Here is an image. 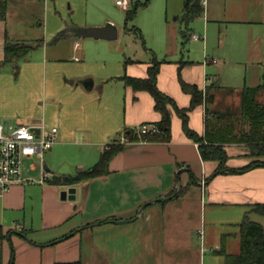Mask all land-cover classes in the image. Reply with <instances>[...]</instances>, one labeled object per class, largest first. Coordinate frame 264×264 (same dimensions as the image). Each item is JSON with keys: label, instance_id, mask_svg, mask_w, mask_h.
Wrapping results in <instances>:
<instances>
[{"label": "crops", "instance_id": "0c3cea01", "mask_svg": "<svg viewBox=\"0 0 264 264\" xmlns=\"http://www.w3.org/2000/svg\"><path fill=\"white\" fill-rule=\"evenodd\" d=\"M4 1L5 14L4 18H0V66L26 58L33 49L39 50V53L27 65L26 70L31 71L23 73L22 77L0 81V121L43 123L56 127L57 133L54 144L48 150H54V167L51 169L44 162L49 174L40 180V171V177L14 185L0 196V225L4 233L12 231L0 239V264H8L12 256L13 264H54L80 260L82 236L87 230L91 232V240L97 231L100 250L112 254L119 264L138 263L140 256L148 258L158 241L163 247L164 264H189L197 257H192L197 252L200 258L204 243L201 241L197 246L192 239V232L195 229L198 231V224L201 227L208 225L205 240L209 241L210 238L212 252L219 254L216 251L223 249L227 253H237L240 237L238 250L228 252L225 231L229 230L224 228L227 226L234 233L238 231L239 235V223L245 214L256 221L252 218L255 212L250 211V207L255 203H264V166L243 172L218 173L206 181L217 163L201 158L197 143L185 134L181 119L173 109H170L168 140H132L125 143L124 148L110 159L108 172L103 175L74 184L50 180L52 177L67 178L87 169L98 160L102 149L117 140L126 129L137 130L141 124L154 123L159 120L160 114L154 109L151 94L126 86L120 78L123 74L116 76L104 72L97 78L81 67L54 78V43H48L43 37L32 38L33 34L38 33L41 23L28 12V4L34 6L45 0H23V6L16 15V26L10 22L9 0ZM70 1L74 13L81 0ZM105 1L83 0L86 7L97 9L89 10L85 20L80 23L101 25V21H107ZM128 1V7H131L144 0ZM175 2L181 3L183 15L184 0H166L165 5L170 9ZM213 2L218 5L215 11ZM148 3L149 0L138 7L134 17L138 9L146 7ZM201 4L206 28L211 21L231 24L233 31L230 36L226 38L227 31L221 34L227 39L226 42L235 41L230 54L254 59L251 63L244 62L246 66L264 67V0H205V3L201 0ZM78 19L74 17L73 20ZM127 22L124 19V23ZM72 26L76 25L68 24L57 35L67 30L63 38H79L70 31ZM218 31H221V27H218ZM186 35L184 37L182 32L181 36L186 38ZM166 36L162 30L160 43L166 41ZM198 36V39H204ZM6 39L30 44L32 48L22 56L2 62ZM256 41L260 42L259 45H256ZM167 48H164V56L159 60L156 84L179 107H186L190 103V95L180 87L179 76L186 82L195 83L200 89L215 82L218 87L214 90L211 107L219 110L229 108L231 99L240 101L243 86L260 84L261 79L237 87L217 77L212 68L227 62L223 52L218 53L217 58H209L206 54L205 62H196L184 58L182 53L180 57L173 58L169 56L171 51ZM76 52L81 56L74 55ZM85 55L83 47L75 41L71 59L80 62ZM153 58L156 59L155 56ZM152 59H127L124 74L145 77ZM83 81L88 83L84 85ZM263 95L264 91L257 98ZM204 108V103H201L188 112V125L198 134L204 130ZM70 147L84 149L87 152L86 162L77 159L68 164H57L60 163L57 157L64 155L65 149ZM224 148L228 155V167H241L251 160L242 144H226ZM78 163H84V166L79 168L80 171L73 172L72 167H78ZM86 163H90L87 168ZM69 187L75 188V198L61 199L60 192ZM180 187H184L185 192L174 196ZM187 203L189 209H186ZM193 203L199 207H193ZM210 231L214 234L209 235ZM201 233H198L200 237ZM211 236L215 237L213 241Z\"/></svg>", "mask_w": 264, "mask_h": 264}, {"label": "rangeland", "instance_id": "374dc122", "mask_svg": "<svg viewBox=\"0 0 264 264\" xmlns=\"http://www.w3.org/2000/svg\"><path fill=\"white\" fill-rule=\"evenodd\" d=\"M135 0H130V2ZM70 0H45L41 1L40 4L30 6L28 4V12L35 17L37 21L41 23L38 33L32 35V38H44L48 40V43H54V63L52 65V72L54 78L63 76V73L69 72L73 69H79L83 67L85 71L95 77H100L104 72L107 75H122L125 73V63L127 59L151 61L153 56L157 60L163 58V52L167 50L171 51L169 56L180 57V53L183 54L184 58H190L196 62H202L205 59V55L217 58L218 53L225 54V64L214 66L212 72L217 74V77L222 78L223 82H229L231 86L241 87L245 85L256 83L260 79V83L264 81V67L256 65H244V62L251 63L254 59L244 55H233L230 54L232 49V43L226 42L231 32L233 31L231 24H225L220 22L211 21L208 28L205 27L204 13L194 17L188 23L182 19L181 3L174 4L170 9L165 5L166 0H149L146 7L138 9L135 17L129 20L126 24L125 19V8L117 6L114 0H106L104 4L105 18L108 17L107 21H101V25L110 23L115 26L117 36L114 39H94V38H61L58 37L57 32L63 29L65 26L76 25V26H101L94 25V23L83 22L86 18L89 10H96L97 7H86L87 5L81 0V5L75 8V12H72L70 8ZM10 4V22L16 26L18 9L22 8L23 0H9ZM129 6V5H128ZM215 11L216 5L212 4ZM88 8V10H87ZM79 15V16H77ZM74 17L79 18L77 21L73 20ZM110 19V20H109ZM75 22V23H74ZM230 25V26H229ZM218 27H221V31H218ZM137 28L142 33V39L137 33ZM166 32L167 39L160 43L159 36L161 31ZM227 31V37L224 39L221 34ZM182 32L186 33V38H183ZM201 35L204 39L194 40L191 35ZM54 37V40H53ZM75 41L80 43L85 51L83 61L77 62L72 60V46ZM225 42V43H224ZM260 42L256 41V45ZM261 45V44H260ZM176 52V55H175ZM39 53V50L33 49L29 52L26 58L15 59L12 62L0 66V81L4 79H14L16 77H22L23 73H27L31 70H26L27 65L33 61L34 56ZM71 53V54H70ZM229 53V54H228ZM79 55V52L74 53ZM252 60V61H251ZM205 62V61H204ZM16 64V67L14 66ZM26 70V71H25ZM36 70V69H35ZM37 71V70H36ZM50 69L48 67V75ZM263 76V78H261ZM224 95V94H223ZM225 97V96H224ZM229 99V98H227ZM225 100V98L223 99ZM235 99H231L232 105L230 109L237 110L239 108V100L236 102ZM259 101L264 102V95L258 98ZM221 104V103H219ZM223 106V105H220ZM223 108V107H220ZM122 137L128 138L132 141L125 133H123L116 141L122 145L125 143L119 142ZM54 149V147H53ZM64 155L57 157V164L70 163L73 160H83L86 162L87 152L84 149L70 147L65 149ZM54 150L46 151L44 154V162L49 168L54 167ZM56 161V159H55ZM35 163L36 168L29 170L30 164ZM78 167H72L73 172L78 171L79 168L84 166V163H78ZM90 163H86L85 168ZM24 176H32L34 178L40 177V164L39 160L35 157L24 161ZM204 197L203 204L204 207ZM188 204V203H187ZM186 204V209H189V204ZM199 207L194 205L193 207ZM206 210L208 206H205ZM252 218L260 222L264 227V217L256 213L252 214ZM208 228V225L206 226ZM201 227L198 224V231L195 229L192 232L193 242L198 246L199 242L202 243V251L200 258L198 259V253L192 255L197 256L192 259L189 264H224V257L220 254L212 252V242L205 240L208 237L207 228ZM229 231H225L226 237V250L228 252H235L239 246V235L238 231L234 233L231 228H227ZM206 228V229H205ZM235 228H233L234 230ZM202 232V238L199 232ZM212 231V230H211ZM209 233L213 235L214 232ZM91 232L86 231L82 236V255L81 264H119L115 262V257L112 254H105L99 248V238L96 231L95 238L91 240ZM206 235V237H205ZM157 236V234H156ZM110 238V237H108ZM214 236H211V240H214ZM206 242H205V241ZM106 241V240H105ZM114 241V238L112 239ZM108 242V241H106ZM111 242V241H110ZM193 245V243H192ZM194 246V245H193ZM152 255L149 254L146 258L140 256V262L135 264H164L163 261V247L159 244V241L152 247ZM199 250V248H197ZM113 253V250L110 249ZM128 264V263H121Z\"/></svg>", "mask_w": 264, "mask_h": 264}, {"label": "trees", "instance_id": "16d2710c", "mask_svg": "<svg viewBox=\"0 0 264 264\" xmlns=\"http://www.w3.org/2000/svg\"><path fill=\"white\" fill-rule=\"evenodd\" d=\"M147 0L136 2L133 6L125 9V21L134 17L138 7L144 6ZM183 20L188 23L198 16L203 7L201 0H184ZM5 1L0 0V18H4ZM67 30L58 33V37L66 35ZM137 33L142 39V34L137 28ZM185 37V33L183 32ZM32 48L30 44L10 42L7 39L4 44V59L2 62L10 61L15 57L24 55ZM160 61L153 58L147 68L145 77H134L123 74L120 78L126 86L134 90H145L151 94L154 101V109L159 112L160 118L153 124L155 130L152 132L139 133L138 129H126L124 133L132 140L140 141H166L170 135V109H173L180 117L182 129L185 134L197 143L200 156L203 160L216 161V167L206 178L208 181L215 174L222 172H243L257 166H264V102L258 100L257 96L264 91V83L255 86H243L240 91L239 108L233 110L213 109L211 103L214 101V90L218 87L215 82L210 83L204 89H200L195 83L184 81L178 77L181 89L190 95V103L186 107H179L174 99L159 90L156 84ZM204 103V130L198 134L188 125V112L198 104ZM242 144L247 149V155L251 160L241 167H228L226 160L228 155L224 146L226 144ZM124 148V145L116 140L108 143L100 152L98 160L87 169L67 178L52 177V182L77 183L81 180L93 178L108 172L110 159ZM185 192L180 187L174 196H180ZM250 211L264 216V203L251 205ZM240 247L237 253H227L223 249L216 251L224 257V264H264V227L259 222L251 220L247 214L239 223ZM12 231L3 232L0 225V239ZM13 254V253H12ZM8 264H13V256ZM54 264H81L80 260L69 262H55Z\"/></svg>", "mask_w": 264, "mask_h": 264}, {"label": "built area", "instance_id": "2783aa9c", "mask_svg": "<svg viewBox=\"0 0 264 264\" xmlns=\"http://www.w3.org/2000/svg\"><path fill=\"white\" fill-rule=\"evenodd\" d=\"M205 3V0H202ZM115 4L122 8H128V0H115ZM200 36L193 34L192 38ZM37 129V131H36ZM153 124H141L139 133L152 132ZM57 128L40 124H19L0 121V196L10 187L32 181V176H24V161L37 158L40 164L41 179L49 173L45 169L44 154L51 149L56 140ZM121 143L132 142L126 137L120 139ZM35 163L30 164L28 169H34Z\"/></svg>", "mask_w": 264, "mask_h": 264}, {"label": "water", "instance_id": "95a60500", "mask_svg": "<svg viewBox=\"0 0 264 264\" xmlns=\"http://www.w3.org/2000/svg\"><path fill=\"white\" fill-rule=\"evenodd\" d=\"M70 31L79 38H94V39H114L117 36V31L114 25L105 24L101 26H86V27H70ZM84 85L88 81L82 82ZM37 131V129H36ZM80 171V169H78ZM61 199H74L75 198V188L69 187L60 192Z\"/></svg>", "mask_w": 264, "mask_h": 264}]
</instances>
